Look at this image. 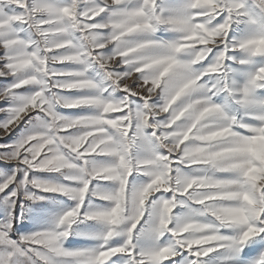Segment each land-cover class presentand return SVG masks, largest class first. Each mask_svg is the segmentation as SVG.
Segmentation results:
<instances>
[{
	"label": "snow or ice",
	"instance_id": "1",
	"mask_svg": "<svg viewBox=\"0 0 264 264\" xmlns=\"http://www.w3.org/2000/svg\"><path fill=\"white\" fill-rule=\"evenodd\" d=\"M0 264H264V0H0Z\"/></svg>",
	"mask_w": 264,
	"mask_h": 264
},
{
	"label": "rangeland",
	"instance_id": "2",
	"mask_svg": "<svg viewBox=\"0 0 264 264\" xmlns=\"http://www.w3.org/2000/svg\"><path fill=\"white\" fill-rule=\"evenodd\" d=\"M0 83H2V81H0Z\"/></svg>",
	"mask_w": 264,
	"mask_h": 264
}]
</instances>
